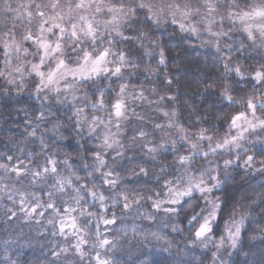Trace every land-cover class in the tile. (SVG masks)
Returning <instances> with one entry per match:
<instances>
[{"label": "clouds", "instance_id": "clouds-1", "mask_svg": "<svg viewBox=\"0 0 264 264\" xmlns=\"http://www.w3.org/2000/svg\"><path fill=\"white\" fill-rule=\"evenodd\" d=\"M0 264H264V0H0Z\"/></svg>", "mask_w": 264, "mask_h": 264}]
</instances>
